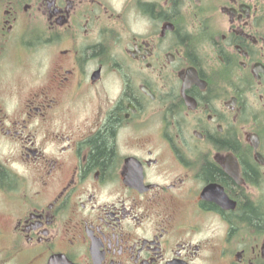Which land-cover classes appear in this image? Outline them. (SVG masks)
I'll list each match as a JSON object with an SVG mask.
<instances>
[{"label":"flooded vegetation","instance_id":"obj_1","mask_svg":"<svg viewBox=\"0 0 264 264\" xmlns=\"http://www.w3.org/2000/svg\"><path fill=\"white\" fill-rule=\"evenodd\" d=\"M0 264H264V0H0Z\"/></svg>","mask_w":264,"mask_h":264},{"label":"trees","instance_id":"obj_2","mask_svg":"<svg viewBox=\"0 0 264 264\" xmlns=\"http://www.w3.org/2000/svg\"><path fill=\"white\" fill-rule=\"evenodd\" d=\"M113 159V151L111 146L106 144L104 141H99L96 147V154H95V163H102L108 164ZM251 221L258 225L259 223V216L256 211L251 208V212L249 213Z\"/></svg>","mask_w":264,"mask_h":264},{"label":"water","instance_id":"obj_3","mask_svg":"<svg viewBox=\"0 0 264 264\" xmlns=\"http://www.w3.org/2000/svg\"><path fill=\"white\" fill-rule=\"evenodd\" d=\"M253 138H255L257 140V136H253ZM254 146L257 147L258 146V142L254 143Z\"/></svg>","mask_w":264,"mask_h":264}]
</instances>
